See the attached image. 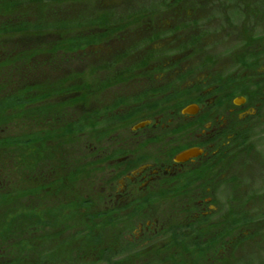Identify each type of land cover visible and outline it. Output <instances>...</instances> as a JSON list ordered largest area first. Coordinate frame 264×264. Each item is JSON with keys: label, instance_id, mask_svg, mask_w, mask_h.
Wrapping results in <instances>:
<instances>
[{"label": "flooded vegetation", "instance_id": "flooded-vegetation-1", "mask_svg": "<svg viewBox=\"0 0 264 264\" xmlns=\"http://www.w3.org/2000/svg\"><path fill=\"white\" fill-rule=\"evenodd\" d=\"M22 1L33 7L24 11ZM87 1L0 0V23L31 24L25 30L0 27V95H22L25 89L26 97L41 96L46 88L47 97L32 104L33 114L78 102L85 119L94 117L90 128L108 142L89 162L86 171L95 180L93 190L82 188L81 202L82 210L93 209L115 224L116 244L107 264H131V257L138 258L135 264H166L168 253L182 246L205 253L216 260L213 264L233 263L240 244L233 238H261L262 221L251 208L264 214V61L239 57L222 67L194 68L189 52L206 32L199 28V13L240 12L227 0L222 10L212 4L210 11L198 0H155L157 10L118 15L109 6L121 0H99L101 10ZM22 13L33 14L29 19ZM96 13H109L110 24L93 29L82 24ZM158 13L169 18L156 22ZM184 29L189 30L183 36ZM27 39L47 43L42 51L11 50ZM102 71L104 76H93ZM125 126L129 134L119 138ZM43 131L46 137L31 132L37 139L27 155L20 152L22 143L0 145L1 154H13L7 163L0 158V200L14 201L13 210L35 192L64 188L54 181L60 173L57 183L66 178L63 166L40 157L53 140L50 131ZM24 135L12 136L22 140ZM190 148L197 153L177 159ZM81 169H74L73 180L85 172ZM231 194H238L233 198L239 202L231 201ZM31 210V204L19 208L0 232V264H21V242L29 247L37 222L22 229L11 222ZM146 248L160 256L153 261L147 254L138 257Z\"/></svg>", "mask_w": 264, "mask_h": 264}, {"label": "rangeland", "instance_id": "rangeland-1", "mask_svg": "<svg viewBox=\"0 0 264 264\" xmlns=\"http://www.w3.org/2000/svg\"><path fill=\"white\" fill-rule=\"evenodd\" d=\"M133 2L138 3L139 6L142 4L139 3L140 0H134ZM220 2L222 4V0H202L199 1V4L206 11L213 8L212 4H214V9L222 10L223 6L218 5ZM22 4H24V11L33 7L32 3L28 4L22 1ZM258 8L257 13H254L253 10H251L252 13H199L196 16L199 19L198 22H200L199 28L202 32H206L203 34V42L189 52L191 60L194 61V68L205 63H210L213 67H222L228 63H233L234 59L239 57L245 60L246 58H255L264 61V6L260 5ZM127 9L132 10L131 8ZM22 14L31 19L33 13ZM157 15L156 22L161 18L160 21L163 23L165 18H169L168 13H158ZM187 21L190 23L189 19ZM133 26L136 28L140 24H128V27ZM188 30L184 29L182 30L184 33H181V31L180 33L184 36ZM179 36L182 35L179 34ZM28 40L30 39H27L26 43L12 46L11 50L31 51L37 48L38 51H42V44L47 43L34 40L33 42L29 41V43ZM45 48L47 47H44V50ZM1 66L6 67L5 65ZM203 71V68L198 70L199 73H203ZM249 72L247 69V73ZM105 73L104 71L95 72L93 76L101 77ZM2 80L3 77L0 75V88L3 87ZM79 104L78 102L73 103L70 108L65 109L53 107L45 112H42L39 108L38 113L31 114L28 117L20 118L13 114L10 122L0 121V138L15 134H26L24 136H27L35 130H39V133L42 130L40 135L46 137V131L43 130L50 131L53 137L51 146L44 148L43 156L40 157H49L50 161L62 165V170L66 173V178L61 183H57L61 178V173L54 177L55 184L64 187L60 188V191L53 192L52 190L43 189L30 195V200L25 197L22 202H27L26 204H19L21 206L19 208H22V210L27 204H31L32 210L28 215L24 213L17 217L15 221H12V228L13 226H21L22 229L37 222V234L35 239L31 241L33 247L29 248V253L22 257L21 264H30L32 258L35 264H38V262L43 264L47 256H52L56 260V262L54 261L55 264H107L106 259L112 252L113 245L116 244V241H114L115 224L111 219H103L104 217L98 216L93 209L82 210V188L87 185L89 189L93 190L91 182L95 180L94 174L88 172V169H90L89 162H91L95 152L98 153L99 149L106 147L108 141L104 140L101 134L99 135V131L96 133L94 128H90L96 124L92 123L94 117L85 119ZM97 124L99 125V123ZM80 130L82 132H79ZM123 130H119V138L128 136L129 126L123 128ZM29 151L22 148L20 152L27 155ZM12 155L4 151V154L0 153V158L7 163L12 159ZM80 165H82L85 172L79 173L73 180L71 175L74 173L75 168L81 169ZM39 184H41V181ZM24 185H30V180L24 182ZM229 196L231 201L239 202L237 197L233 198L238 194ZM219 197L221 198V195ZM15 204L14 201L4 203V200H0V232L6 226L8 227L11 216L19 211L18 207L13 210ZM10 211L12 213L9 215ZM34 212H37V214H34ZM261 212L257 207L251 208V213L255 216V219L262 221V226L258 227L259 230H257L261 238L257 240H241L242 237L240 236H236V239L233 238V241H239L240 244L235 247V256L230 260L234 262L230 264H260L259 259H264V214H261ZM43 222L48 223V225ZM58 239L62 240L61 246ZM173 242H168L171 250L174 247ZM184 247L182 246L177 253L174 248L171 253H168L164 262L166 264H178L179 261L183 264H213L212 261H216L213 258H206L205 253L200 254L197 249L194 250L191 246ZM31 249H33V252ZM150 250L152 249L146 248L147 252L138 257L147 254L146 258L153 261L160 256V252ZM56 255L58 256L55 258ZM137 259V257H131V264L137 263ZM218 264H223V262L220 260ZM225 264H229V262Z\"/></svg>", "mask_w": 264, "mask_h": 264}, {"label": "trees", "instance_id": "trees-1", "mask_svg": "<svg viewBox=\"0 0 264 264\" xmlns=\"http://www.w3.org/2000/svg\"><path fill=\"white\" fill-rule=\"evenodd\" d=\"M134 0H121L117 3H115V5H110L109 8L112 11H116L118 13L116 14H120L121 12L124 11H140V13H145L148 11H154L157 10L156 8V1L155 0H140L139 3H142L140 6L138 3L133 2ZM137 1V0H135ZM199 1L202 0H198ZM223 1V0H222ZM228 2L230 1L231 3H233L234 5V9H236L238 12L240 13H250L251 10H259V6L261 5L262 7L264 6V0H227ZM229 2V3H230ZM89 7H91V9L94 10H101L104 8L103 5L99 4V0H88L87 1ZM221 4V2H220ZM221 5H225V4H221ZM127 8H131L132 10H128ZM252 12V11H251ZM99 13H96V16H88L87 21H83L82 24L86 23L90 26V28L92 27H96L99 25H103V26H107L108 24H110L109 18H108V14L109 13H102L100 15H97ZM136 14V13H135ZM46 15V13H44V16ZM133 13L131 12V14H128V16H132ZM1 26H9L12 28H15L17 30H25L27 28H23L26 26H31L30 23L27 22H22V23H18V24H12V23H0V27ZM8 29V28H7ZM93 29V28H92ZM89 36V35H87ZM30 88V86H28L26 89ZM44 94H42L41 96H30V97H26L25 94V89L23 90L22 95H17L14 93H7L6 95H0V121L1 122H5L8 123L10 122V118L13 116V114L17 117H28L29 115H33V109L35 108L34 106H32V104L35 102V100L37 99H43L45 97H47V92H46V88L43 90ZM32 133L28 134L27 137H25V139L22 138V140H20L19 137H14V136H8L5 137L1 142L0 145L4 144L5 147H16L18 146V144L22 143V148H25L27 150H30L32 148H34L32 146L33 142L35 139H37V136L39 138V136L41 135H37V136H32ZM41 134V131H40ZM46 142H43V145ZM32 146V147H31ZM15 148H13L14 150ZM33 153H35V151H33ZM44 224L45 223L43 222ZM58 241H60V246L62 245V240L58 239ZM33 247L31 241L29 242V247H27V243L25 241L21 242V249H22V256H21V261H22V257L27 255L29 253V248ZM31 251L33 252V249H31ZM58 255L55 256V258ZM31 257V256H30ZM46 257V261H43V264H53L54 261L56 262V260H54V258L51 256ZM30 264H35L33 258L30 261ZM38 264H41L38 262ZM55 264V263H54Z\"/></svg>", "mask_w": 264, "mask_h": 264}, {"label": "water", "instance_id": "water-1", "mask_svg": "<svg viewBox=\"0 0 264 264\" xmlns=\"http://www.w3.org/2000/svg\"><path fill=\"white\" fill-rule=\"evenodd\" d=\"M186 110L188 109L186 108ZM196 153H197V150L195 148L186 149L177 156V159H185Z\"/></svg>", "mask_w": 264, "mask_h": 264}]
</instances>
